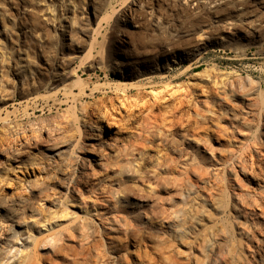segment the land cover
I'll use <instances>...</instances> for the list:
<instances>
[{"label":"rangeland","instance_id":"374dc122","mask_svg":"<svg viewBox=\"0 0 264 264\" xmlns=\"http://www.w3.org/2000/svg\"><path fill=\"white\" fill-rule=\"evenodd\" d=\"M168 65L170 70L160 68ZM162 75L166 78L161 79ZM167 85L189 94L198 115L191 114L194 135L178 132L173 137L176 148L191 161L183 164L173 149L170 152L176 159L170 163V190L160 195L162 201H156V215L147 205L144 210L136 205L138 200L149 203L153 194L139 183L137 160L120 154L112 171L119 173L108 174L107 181H114V188L115 180L128 185L133 190L129 202L117 200L118 190L112 193L113 188L107 186L105 193L72 192L63 197V204L40 208L38 218L26 210L33 219L30 232L26 229L19 234L10 252L12 263L23 251L39 253L45 264H63L64 258L75 257H83L88 264H136L138 260L139 264L140 260L142 264H214L213 260L224 264L231 257L244 264H264V223L258 215L242 213L243 224L231 226L238 217L231 219L237 215L226 208L221 187L212 188L211 203H202L208 193L203 191L196 165L202 163L206 168L207 164L201 150L195 156L194 147L197 140L209 137L216 153L226 155L243 149L244 144L254 146L259 135L261 156L259 152L255 155L264 165V129L257 131L256 120L247 112L253 109L264 115V0H202L199 4L0 0V142L4 141L0 145L19 148L23 157L39 155L27 147L21 149L16 136L24 125L35 128L42 147L51 145L52 139L85 141L97 132L78 131L85 118L80 108L92 115L110 97L147 94ZM223 98L244 117L248 126H240L244 136L233 137L225 122L229 116L221 117L211 107ZM102 131L101 142L126 139L123 129L108 132L102 127ZM129 137L128 144H138L136 130ZM85 153L74 148L61 161H49L48 175L42 179L51 182L60 197L59 184L76 183L72 159ZM237 158L238 152L232 158L234 165ZM118 166L121 171L116 170ZM212 179L210 174L206 182L212 184ZM243 183L244 191L239 194L247 200L253 196V185ZM29 197L33 205L38 202L36 196ZM251 232L255 237L249 244L246 236ZM212 247L213 254L209 252ZM135 252L141 256L138 260Z\"/></svg>","mask_w":264,"mask_h":264},{"label":"bare ground","instance_id":"6f19581e","mask_svg":"<svg viewBox=\"0 0 264 264\" xmlns=\"http://www.w3.org/2000/svg\"><path fill=\"white\" fill-rule=\"evenodd\" d=\"M172 2L174 4H180L181 2L199 4L202 3V0H172ZM172 63L174 62L172 61ZM160 68H167L170 70V65ZM165 78L166 75H162L161 79ZM185 93L186 92H182L181 88L174 90L170 89V86L167 85L147 94H143V92L141 93L140 91L135 93L134 96L124 93V95L121 94L122 96L120 95V97L117 95L113 98L110 97V99L108 97V103H99L100 105L96 106L95 112L93 111L94 113L92 112V115L89 114L90 116L87 115L84 108H80V110L84 112L85 118H83L84 116L82 117L83 121L80 123L81 128L78 127V131L84 129V131L87 132L98 133H94L95 137L88 136L89 138L87 137L85 141H80L81 138H79L70 143L68 141H61L62 139L60 142L59 140L56 142L57 140L55 141L52 139L51 142L53 143L51 145L49 144L48 146L42 147V144L38 143L37 137L35 136V128H30L31 126H29L28 123V126L24 125L22 129L19 130L21 132L19 136L16 137L20 143L21 149L27 147L30 150H35L38 152L39 157H35L34 153L32 156L23 157V152L15 147V145V149L12 150L9 145H0V155L2 157L0 158V264H45V260L39 253L27 254L22 251L17 261L12 263V260L9 259L10 252L15 248L21 231H26V229L29 230L30 223H32L30 220L38 218L39 214L41 215V213L38 214V212H41L39 211L40 208H50L56 204H63V197L64 199L67 198V195L72 192H75V194L81 193L82 190H99L101 193L107 192V186L112 187V183L114 182L112 180L107 181L108 174L114 175L119 173L118 171H112L115 170L113 167L116 168V165L114 166L116 163L113 162L119 158L120 154L131 156L137 160L135 162L138 163H136V172L138 173V180H140L139 183L153 194L149 203L138 200L136 205L141 210H144L147 205L156 215V201H162L160 195L170 190V163L176 159H180L183 164H187L188 161H191L187 154L183 155V150H178L176 148L174 145L175 139L173 140V137H175L178 132L183 136H189L190 133L194 135V131H191V119L192 115H198V109L196 104L193 105L191 101L192 98L189 94ZM204 101H207V98H205ZM211 107H216L221 117L229 116V121L225 120V122L228 123V128L233 137L234 135L239 137L244 136L241 135L243 131H241L240 126H245L247 128L248 126L243 123L244 117L240 115L236 105H230L227 100L223 98L219 102L216 101L215 104L212 103ZM208 111L214 114L211 109ZM247 112L250 113L254 121L256 120V130L258 131L259 128L264 129V115H261L258 110L253 109ZM218 119L221 121L220 116H218ZM102 127L107 128L108 132L111 128L123 129L124 132L122 133L126 139L122 138L123 141H120V143H117L118 140L115 141L111 139V142H101L100 138L103 135ZM131 130L132 132L136 130L138 144L127 143V139L130 138L129 135L132 134ZM12 141L13 143L16 142L13 139ZM213 141H215V144L219 143L216 142V140ZM3 142H0V144ZM19 143H17V145H19ZM254 143V146L244 144L243 149L227 151L226 155H218L216 153V146L209 137L199 139L194 144L195 156H198L201 150L204 153V162L207 164L206 168L202 167V163H197L196 165L200 168L199 178L203 186V191L208 193L202 192L207 195V197L204 196V198L203 194L200 195L202 196L201 199H204H202V203H211L212 200L210 201V199L213 197L212 188L215 190L220 187L223 188L225 190L224 195L227 199L226 208H231L232 212L237 215L231 219L238 217L237 221L230 222L231 226L243 224L240 220V217H243L242 213H249L251 216L258 215L257 217L264 223V165H262L263 163L260 162L262 160L258 157L259 155L261 156L260 150L258 151L257 149L258 145H261L259 135L254 139ZM74 148L83 149L86 153L80 157L77 155L78 158L75 160L72 159V165L74 166L72 177H75L76 183H74V186L69 185L70 182L68 184L65 181L59 184V188L62 189L60 191H63L61 192L63 195L60 197L58 192L53 190L54 185H51V182L44 181L42 178L48 175L50 169L49 161L52 159H55L54 161H61L66 156H69ZM171 151L175 154L176 159H174L170 153ZM236 152L239 153V158H237L236 164L234 165V163H232V158ZM257 152H259V155L256 157L255 153ZM1 162L5 165L1 164ZM208 166L213 169L208 170ZM85 167L88 168L89 172L85 170ZM94 168H97V173L94 172L96 170H94ZM118 169H120V167L116 170ZM119 171H121V169ZM63 174L65 176V173ZM210 174L214 178L212 179V184L206 182ZM55 179L57 178L55 177ZM115 181L116 186L115 188L112 187V193L118 190V197L116 199L128 203V194L133 192V190L128 188V185L125 186L123 182H120L121 180ZM217 181H219V183H217ZM222 181L225 182L224 186L220 184ZM243 182L253 185V196H249L247 200L241 199V195L239 194V191H244L245 185ZM145 184L146 186H144ZM29 194L36 196V201H38L36 204L33 205L31 203ZM26 210L34 214L33 219L27 217L25 214ZM181 216H183V213H179V217ZM176 218L178 219V216H176ZM28 232H30V230ZM30 234L31 233H29V238ZM254 237L255 234L253 232L247 234L246 239L249 244L254 241ZM247 246L248 243H246L245 247L247 248ZM139 247L140 246H137L136 250L139 249ZM212 249L213 247L210 248L209 252L213 254ZM139 255L140 254H137L138 258L135 257L137 260L141 257ZM125 258L122 259L126 260ZM64 260V263L62 262L63 264H88L83 257L71 259L64 258ZM102 260L104 261V259ZM207 260L209 261L210 257H207ZM213 261L214 264H217L216 260ZM140 262V264H142L141 260ZM137 263L139 264V260ZM223 263L244 264L241 259L232 257L230 261H224ZM206 264L210 263L206 262Z\"/></svg>","mask_w":264,"mask_h":264}]
</instances>
